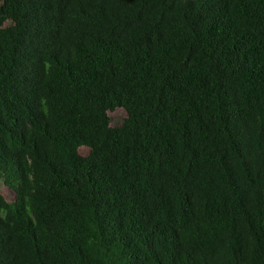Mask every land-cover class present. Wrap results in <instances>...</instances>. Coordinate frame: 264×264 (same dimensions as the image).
Masks as SVG:
<instances>
[{
	"label": "trees",
	"instance_id": "16d2710c",
	"mask_svg": "<svg viewBox=\"0 0 264 264\" xmlns=\"http://www.w3.org/2000/svg\"><path fill=\"white\" fill-rule=\"evenodd\" d=\"M0 186V264H264V0H0Z\"/></svg>",
	"mask_w": 264,
	"mask_h": 264
},
{
	"label": "rangeland",
	"instance_id": "374dc122",
	"mask_svg": "<svg viewBox=\"0 0 264 264\" xmlns=\"http://www.w3.org/2000/svg\"><path fill=\"white\" fill-rule=\"evenodd\" d=\"M109 116L111 118V125L118 126L123 122L124 118L126 117V112L122 108H116L114 111L109 112ZM79 153L81 155H86L88 153V148H79ZM0 190H2L3 192V188H1V186Z\"/></svg>",
	"mask_w": 264,
	"mask_h": 264
}]
</instances>
